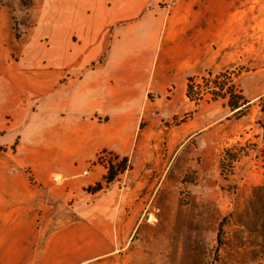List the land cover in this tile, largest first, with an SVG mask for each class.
Returning <instances> with one entry per match:
<instances>
[{"label": "rangeland", "instance_id": "374dc122", "mask_svg": "<svg viewBox=\"0 0 264 264\" xmlns=\"http://www.w3.org/2000/svg\"><path fill=\"white\" fill-rule=\"evenodd\" d=\"M42 1L0 0L7 69L60 58L41 52ZM148 13L151 38L119 41L134 51L111 53L108 35L109 52L50 67L60 85L133 67L144 84L113 110L137 111L127 149L37 182L0 146V264H264V0H153Z\"/></svg>", "mask_w": 264, "mask_h": 264}, {"label": "crops", "instance_id": "0c3cea01", "mask_svg": "<svg viewBox=\"0 0 264 264\" xmlns=\"http://www.w3.org/2000/svg\"><path fill=\"white\" fill-rule=\"evenodd\" d=\"M152 2L43 0L41 35L52 45L41 52L56 53L60 58L52 63L48 56L44 57L47 63L41 61L35 74L18 67L7 69L6 62L0 64V146H14L11 159L29 169L37 182H45L52 174L79 176L83 169L79 160L85 155L114 145L123 150L129 147L131 136L138 129L137 121H132L137 119V111L114 114L113 110L134 99L144 84L133 67H120L126 73L116 71L118 79L114 81L113 64L109 62L82 80L66 85H60L59 72H50V67L56 65L62 71L66 66L80 68V62L71 63L66 55L109 52L103 45L108 35L119 39L111 53L125 46L119 43L122 38H151L153 15L148 13V7ZM135 47L139 53L141 46ZM127 49L135 50L125 46L122 51ZM95 115L109 116L110 120H89Z\"/></svg>", "mask_w": 264, "mask_h": 264}, {"label": "trees", "instance_id": "16d2710c", "mask_svg": "<svg viewBox=\"0 0 264 264\" xmlns=\"http://www.w3.org/2000/svg\"><path fill=\"white\" fill-rule=\"evenodd\" d=\"M190 89V88H189ZM233 108H237V106H232ZM112 178H113V174H112V172L108 175V177H107V180L108 181H111L112 180Z\"/></svg>", "mask_w": 264, "mask_h": 264}]
</instances>
